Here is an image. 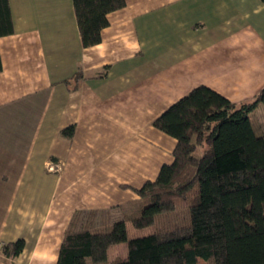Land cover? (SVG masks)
<instances>
[{"label":"crops","instance_id":"obj_1","mask_svg":"<svg viewBox=\"0 0 264 264\" xmlns=\"http://www.w3.org/2000/svg\"><path fill=\"white\" fill-rule=\"evenodd\" d=\"M9 6L13 32L0 36V243L25 244L12 258L0 252V264H56L69 226L97 224L102 211L138 199L122 184L153 179L175 145L152 120L202 64H224L221 83L201 84L232 101L264 85L261 0H125L89 47L72 0ZM78 68L85 77L66 83ZM70 124L71 139L60 135Z\"/></svg>","mask_w":264,"mask_h":264},{"label":"trees","instance_id":"obj_2","mask_svg":"<svg viewBox=\"0 0 264 264\" xmlns=\"http://www.w3.org/2000/svg\"><path fill=\"white\" fill-rule=\"evenodd\" d=\"M72 1L83 47L99 43L107 14L125 5V0ZM12 32L9 0H0V36ZM106 69L97 76L103 77ZM84 77L78 68L65 82L76 84ZM260 104L264 85L249 101H232L204 84L174 101L152 120L155 128L175 139L172 160L139 187L122 184L135 190L138 199L121 205L126 208L123 218L109 229L92 230L91 223L93 227L69 226L56 264L104 261L109 246L118 242L126 243V256L108 264H194L197 258H212L214 264H264V135L255 133L250 120ZM232 122L238 124L241 141ZM74 132L70 124L60 135L71 139ZM199 146L203 150L196 156ZM196 182L199 193L190 202L188 225L128 236L126 220L136 228L152 225L158 213L174 209L175 199ZM24 244L17 238L3 243L0 252L12 258Z\"/></svg>","mask_w":264,"mask_h":264},{"label":"rangeland","instance_id":"obj_3","mask_svg":"<svg viewBox=\"0 0 264 264\" xmlns=\"http://www.w3.org/2000/svg\"><path fill=\"white\" fill-rule=\"evenodd\" d=\"M203 62L206 61L205 58H211V52H207L205 56H203ZM219 70V71H217ZM222 71H225L224 64L219 65L218 67L215 65L210 64H202L200 67V72L196 74V79L194 82H186L184 90H182V95L186 94L192 87L195 85L201 84L202 82H210L212 81V78L214 80H218L221 83V78L218 76V74H221ZM219 84V83H217ZM220 85V84H219ZM223 89L226 90L223 86H221ZM224 91V90H223ZM181 93V92H180ZM253 98V97H252ZM251 98V99H252ZM248 99V98H244ZM261 107L264 108V104H260ZM147 112L144 114V122L147 119ZM250 120L252 123V126L255 130V133L257 135H264V109H256V111H253L250 114ZM152 124V123H151ZM234 132L238 135V140L241 141L242 137L239 135V127L236 122L231 123ZM143 128V127H142ZM142 128H139V131L144 132ZM164 134V133H163ZM167 138L170 140V147L174 145V138L171 137L168 134H164ZM164 148H166V145H164ZM203 147L199 146L193 153L194 155L198 156L202 153ZM172 160V153H169L168 158L166 157L164 160V163H169ZM54 165L53 169H51ZM61 168V165L57 162H48L47 169L52 170H58ZM199 193V184L196 182L187 193H185L182 196H179L175 199V207L172 210L164 211L161 213H158L155 216L154 223L150 226L143 227V228H136L134 227L130 221H126L125 224H128L127 234L129 237H137V236H143L146 235V233H151L156 230H163V229H171L176 226H183L188 225L190 223V212H189V205L192 200V198ZM126 211V208L121 209H109L102 211L101 215L96 216L93 220L97 222V224H92L94 227L98 228H91L92 230H105L109 229L112 225V223L117 219L123 218V212ZM94 216H92L93 218ZM90 227H93L90 224H87ZM127 252L126 243L125 242H118L115 244H112L109 246L107 251V258L104 261L101 262H95V264H108L114 256H120L125 257ZM202 263L200 264H214V261L212 258L209 259H201ZM88 264H93V261L90 258H87Z\"/></svg>","mask_w":264,"mask_h":264},{"label":"built area","instance_id":"obj_4","mask_svg":"<svg viewBox=\"0 0 264 264\" xmlns=\"http://www.w3.org/2000/svg\"><path fill=\"white\" fill-rule=\"evenodd\" d=\"M50 166H52L51 169H53V166H54V165H50ZM1 245H2V244L0 243V247H1Z\"/></svg>","mask_w":264,"mask_h":264}]
</instances>
